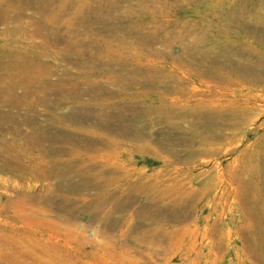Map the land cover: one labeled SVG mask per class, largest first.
Masks as SVG:
<instances>
[{"label": "rangeland", "instance_id": "1", "mask_svg": "<svg viewBox=\"0 0 264 264\" xmlns=\"http://www.w3.org/2000/svg\"><path fill=\"white\" fill-rule=\"evenodd\" d=\"M0 264H264V0H0Z\"/></svg>", "mask_w": 264, "mask_h": 264}, {"label": "bare ground", "instance_id": "2", "mask_svg": "<svg viewBox=\"0 0 264 264\" xmlns=\"http://www.w3.org/2000/svg\"><path fill=\"white\" fill-rule=\"evenodd\" d=\"M10 1V0H9ZM66 2V1H65ZM66 4H67V2H66ZM73 6V5H72ZM95 13V12H94ZM2 14V13H1ZM53 15V14H52ZM107 18V17H106ZM96 19V18H95ZM44 21H46V20H44ZM55 22V21H54ZM58 22H60V21H58ZM63 22V21H62ZM57 23V22H56ZM47 24V23H46ZM40 28V27H39ZM63 29V28H62ZM64 30V29H63ZM69 30V28H65V32L66 33H68L67 31ZM65 34V33H64ZM45 35V34H44ZM69 36V35H68ZM263 37V36H262ZM70 38V37H69ZM106 49V48H105ZM99 52V51H98ZM111 63V62H110ZM239 64V63H238ZM21 68H24V67H21ZM26 70V69H25ZM258 73V72H257ZM260 74V73H259ZM239 75V74H238ZM214 79V78H213ZM246 79V78H245ZM248 79V78H247ZM254 79V78H253ZM256 79V78H255ZM127 80V79H126ZM71 83V82H70ZM74 83V82H73ZM71 85V84H70ZM69 85V86H70ZM71 89H73L74 90V86L71 88ZM76 89V88H75ZM216 94V93H215ZM255 110V109H254ZM213 112V111H212ZM219 112V111H218ZM221 117V116H220ZM93 133V132H92ZM91 143V142H90ZM90 146V145H89ZM92 146H94L95 147V145L92 143L91 144V146L90 147H92ZM89 147V148H90ZM95 148H97V147H95ZM106 149V148H105ZM88 150H91V149H88ZM120 204V203H119ZM175 213V212H174ZM186 213V212H185ZM176 214V213H175ZM174 216H176V215H174Z\"/></svg>", "mask_w": 264, "mask_h": 264}]
</instances>
